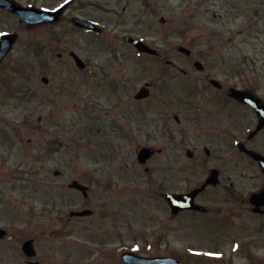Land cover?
Returning a JSON list of instances; mask_svg holds the SVG:
<instances>
[{
  "label": "rangeland",
  "instance_id": "374dc122",
  "mask_svg": "<svg viewBox=\"0 0 264 264\" xmlns=\"http://www.w3.org/2000/svg\"><path fill=\"white\" fill-rule=\"evenodd\" d=\"M91 1L107 34L108 5L111 40L78 35L51 47L41 27L33 32L18 27L20 39L0 69V226L8 230L0 241V264H28L21 248L27 240L35 241L34 260L40 264H124L120 254L125 250L147 256L176 251L192 263L221 264L204 256L195 259L192 251L200 248L205 255L219 244L226 257L222 264H250L243 253L232 255L227 239L246 236L239 226L216 222L224 228L220 236L216 227L194 226L193 231V222L184 219L181 239H161L164 203L155 197L159 178L152 168L168 171L167 145L161 129L155 133L151 124L138 123L137 144L165 150L146 173L135 146L126 142L121 150L116 101L119 120L130 125L136 117L163 120L184 106L180 81L173 78L178 72L155 58L138 57L127 37L144 40L175 62L187 58L165 45L190 48L191 58H201L212 68L211 77L222 82L240 84L237 76L264 69V0ZM71 50L91 63L90 71L77 70ZM44 76L50 77L48 85L41 82ZM146 83L153 87L144 107L134 96ZM180 150L176 146L177 155ZM191 163L178 174L182 190L185 181L192 188L204 179L199 160ZM74 179L90 187L87 198L69 189ZM86 208L95 215L63 223L71 210ZM250 235L248 240L258 241Z\"/></svg>",
  "mask_w": 264,
  "mask_h": 264
},
{
  "label": "flooded vegetation",
  "instance_id": "af4514ba",
  "mask_svg": "<svg viewBox=\"0 0 264 264\" xmlns=\"http://www.w3.org/2000/svg\"><path fill=\"white\" fill-rule=\"evenodd\" d=\"M15 1L24 3L26 6L37 5L43 9L54 11L68 0H44V3H39V0H36L37 3L34 1ZM105 8L106 19L109 21V34L96 33L74 25L72 19L77 17L95 25L104 23L102 15L97 13L96 3L91 0H76L66 8L59 20L60 22L56 24L45 23L35 27H28L25 23H18L16 15L1 11V9L0 13L6 17V23L10 25L16 23L21 28L26 27L28 31L41 27L45 32L44 40L48 44L51 43L49 46L52 47V45L66 44L68 40L78 35H85L91 39H98L102 35L109 37L111 40L108 5ZM7 31L13 32V28H9ZM165 47L168 48L167 50L173 47L175 48L173 50L174 53L183 55L179 50V45H165ZM58 56L61 58L62 53H59ZM150 57L159 60V63L165 64L166 67L176 73L178 72L177 76L173 78H178V81H180L179 85L181 84V91H183L181 96L183 97L179 100L184 106L178 107L175 110L176 112L164 117L163 120L159 118V120L154 121L146 118V116L136 120V117L133 119L136 121L132 120V125H130L124 123L123 120H119L116 101V126L118 128L121 150L126 148V142L135 146L136 152L145 147H151L154 150L155 153L148 160L147 165L151 161L159 159V155L164 153L165 150L164 148L158 147L157 149L150 145L147 146L148 143L138 145L139 141L135 135L139 133H136L140 128L138 123L147 122L151 124L155 129L152 132L155 133L158 129H161L159 135H163L167 145L169 169L164 171L161 167L154 166L152 168L157 174V178H159L156 188L157 197L164 203L161 207L164 216L159 225L161 239H167L171 236L181 239L182 223L186 220L193 222L191 223L192 230L194 226L212 230V227L217 226L216 222H221L224 226H239L245 231L246 236L251 234L250 236L254 237L256 235L258 241L255 238L248 240L246 236L227 238L231 239V244L235 247V254L243 253L251 260V264H264V250H261L264 249V163H260L257 158L255 159L252 155L242 150L247 148L249 151L257 152L264 157V124L260 126L261 121H264V85L262 84L264 69L262 68L258 71L254 69L247 70V73H253L251 76L241 74L240 84L230 80L219 88L212 85V78L210 77L212 68H206L201 58L187 56V59L175 62L172 59H165V55L160 51ZM82 58L87 64V68L81 69L82 72L90 71L91 63L86 58ZM198 61L202 64L199 68L196 67ZM111 62H113V54ZM41 81L43 82V79ZM152 87L153 84L149 88L151 94ZM232 88L246 91L257 99L240 102L231 95ZM206 92L209 93L208 96ZM199 93L201 97L197 100L194 95ZM150 97L136 100V104L145 107L147 105L146 101ZM190 142L194 144L193 147ZM176 146L181 148L179 155L176 154ZM182 159V168L178 172L177 163ZM185 160L187 161L186 164ZM194 160H199L204 179L197 186H192V188L188 187L190 183L185 181L187 186L184 185L186 188L182 190L178 188V174H181L183 170L188 171L187 169L192 168L191 162ZM262 161L264 162V159ZM150 170L151 168L148 167L145 172L149 173ZM193 190H201L194 196V201L195 204L200 205L204 210L184 209L183 211H174L169 206L166 199L168 194H189ZM204 198L209 200V202L203 204L201 201ZM196 218L200 220L197 221ZM213 229L218 230L221 236L222 232L220 230L224 228L216 227ZM244 237L247 240L243 239ZM254 246L256 251L250 249V247ZM213 250L216 253L221 252L218 246L213 248ZM210 251L213 252L212 249ZM163 255L174 258L179 256L180 253L174 251ZM197 258L201 260V256H197ZM222 259L214 261H219L222 264Z\"/></svg>",
  "mask_w": 264,
  "mask_h": 264
},
{
  "label": "water",
  "instance_id": "95a60500",
  "mask_svg": "<svg viewBox=\"0 0 264 264\" xmlns=\"http://www.w3.org/2000/svg\"><path fill=\"white\" fill-rule=\"evenodd\" d=\"M1 5L10 11H15V12L19 13L22 20H28V21H33V22H43L45 20V18L46 19L48 18V16L51 17V15H48L49 12H40V11L36 12L35 9L33 10V9H27V8H20L9 0H0V6ZM15 37H16L15 35L12 36V35H8V34L3 36L2 41H1L2 48L0 51V60L4 56V54H6L11 49V47L14 45L13 43L15 41ZM132 41L136 44V46L139 48V50L152 52L150 49H148V47L144 43H141V42L136 41V40H132ZM145 153H148V151L145 150L142 152V154H141V157H142L141 160L142 161H145L144 159L147 157V156H143V154H145ZM74 186L85 191V188L82 187L81 185H79L77 182L74 183L73 187ZM169 199H170L171 205L177 201L178 202L181 201V202L185 203L186 199H187V195H182L179 197L171 196ZM77 214L78 215H86V214H89V211L86 210L85 212L77 213ZM3 235H4V232L0 231V238ZM23 248H24V251H25L27 256L33 257L35 255V250L33 248V244L31 241L25 243L23 245ZM124 259L128 264H182V263L177 262L176 260H169V259H164V258L163 259H161V258L148 259V258H144V257L141 258V257H139L133 253L125 254Z\"/></svg>",
  "mask_w": 264,
  "mask_h": 264
}]
</instances>
